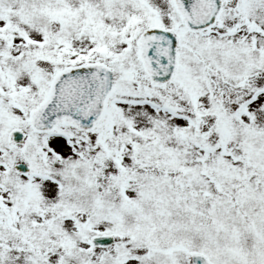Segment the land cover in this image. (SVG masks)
I'll list each match as a JSON object with an SVG mask.
<instances>
[{
	"label": "snow or ice",
	"instance_id": "snow-or-ice-1",
	"mask_svg": "<svg viewBox=\"0 0 264 264\" xmlns=\"http://www.w3.org/2000/svg\"><path fill=\"white\" fill-rule=\"evenodd\" d=\"M0 264H264V0H0Z\"/></svg>",
	"mask_w": 264,
	"mask_h": 264
}]
</instances>
